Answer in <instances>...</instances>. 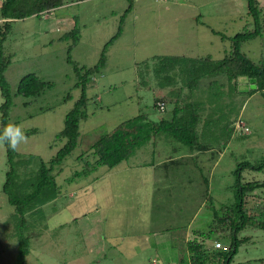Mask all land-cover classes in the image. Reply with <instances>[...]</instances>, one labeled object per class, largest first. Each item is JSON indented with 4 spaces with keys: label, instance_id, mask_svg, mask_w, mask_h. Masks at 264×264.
Wrapping results in <instances>:
<instances>
[{
    "label": "rangeland",
    "instance_id": "obj_1",
    "mask_svg": "<svg viewBox=\"0 0 264 264\" xmlns=\"http://www.w3.org/2000/svg\"><path fill=\"white\" fill-rule=\"evenodd\" d=\"M74 1L54 13L10 23L2 42L12 96L9 122L24 132L36 131L16 152L44 162L64 144L55 136L80 96L67 57L90 70L106 52L103 68L86 91L88 118L80 122L78 146L55 178L56 193H48L23 222L2 193L8 165L0 146V264L15 263L21 235L30 245L26 264H190L187 240L195 231L207 234L226 213L223 209L234 207V171L241 163L257 165L264 159V91H255L249 79L229 84L222 74L205 77L194 84L190 98L202 102L203 118L215 119L222 110L230 121L240 119L248 134L235 131L228 145L189 150L166 129L114 169L100 167L71 178L84 168L78 157L92 161L90 146L121 123L143 115L152 122L168 119L169 114L155 112V98L168 97L171 89L175 95L177 88L189 95L186 86L193 84L181 76L172 84L164 81L160 58L184 57L194 65L222 60L232 52L231 38L253 29L249 0ZM252 6L263 24L264 0H253ZM74 26L75 45L64 37ZM240 52L256 62L264 59V26ZM28 75L44 83L42 95L14 97ZM211 87L220 90L216 108L206 104ZM234 87L246 92L236 94ZM3 102L0 91V107ZM168 159L179 165L170 166ZM241 178L243 183L263 182L264 170L245 169ZM244 201L251 219L237 234L240 242L231 264H264V189ZM223 235L211 234L208 250ZM221 241L229 244L225 237Z\"/></svg>",
    "mask_w": 264,
    "mask_h": 264
},
{
    "label": "trees",
    "instance_id": "obj_2",
    "mask_svg": "<svg viewBox=\"0 0 264 264\" xmlns=\"http://www.w3.org/2000/svg\"><path fill=\"white\" fill-rule=\"evenodd\" d=\"M0 25L4 29V33L0 39V91L3 98V104L0 107L1 121L0 130L9 123V112L12 107V96L5 79V71L8 66L2 57V42L6 33L10 29V23L14 21L24 20L29 17L39 18L40 16L49 13L52 10L72 4L74 0H0ZM252 1L249 0L250 15L253 17V29L251 32H241L231 38L232 52L224 57L222 60L212 62L205 60L197 65L190 64L191 61L184 57H161L160 68L165 73L164 81L172 84L175 78L181 76L183 81L188 79L186 86L190 90L189 95H185L181 88H177L175 95L173 90L169 91L168 97L155 98L154 109L155 112L167 113L170 116L168 119L162 117L158 122H152L148 115H143L137 118L130 119L118 125L111 132L100 136L92 146L89 148V155L92 161H84V156L81 154L78 158L84 165L80 172L73 174L74 178L82 175H87L97 172L98 168L104 167L107 170L114 169L122 162L127 161L134 151L149 142L151 137L160 136L167 129L175 136V142L183 147L191 150L195 147L203 149L205 147L228 145L233 139V135L238 132L246 135L240 130H235V124L238 120L230 121L229 116L225 117L223 111L219 110V117L211 119L210 117L203 118L201 110H203L202 102L190 100L192 91L197 88L198 83L202 78L213 77L214 75L222 74L226 80L231 84L237 79H249L251 84L256 87L255 91H264V59L259 61L250 60L246 55L240 52L241 45L260 35L261 27L264 26L260 21V14L252 6ZM77 28L69 31L64 37L72 38L73 45H75ZM0 35V36H1ZM116 39V36L114 37ZM71 46L68 52L71 51ZM105 50V49H104ZM105 52L101 53L99 62L90 70H85L73 64L70 57H67L68 63L72 64L77 83L75 88H80V96L74 102L73 107L65 115L63 129L55 136V140L62 141L64 144L59 148L55 155L48 161L44 162L41 159H36L33 156L23 158L16 151L6 149L5 157L8 165V170L5 174V181L2 186V193L7 197L8 203L14 208L15 216L24 221V215L33 210V207L40 205L48 193H56L55 178L59 175L60 166L64 160L77 148L79 140V125L80 122L87 120V88L92 83L91 77L95 72H99L104 66ZM96 70V71H95ZM170 71V73H169ZM176 71V72H175ZM167 72V73H166ZM171 75V77L168 76ZM168 80V81H167ZM213 80L209 83L214 86ZM211 84V85H210ZM43 85L41 81L32 75L24 77L18 84L14 97L22 96L24 98L39 97L43 93ZM212 88L211 96L206 97L210 107H215L220 97V90L215 91ZM236 94L245 93L243 88L238 91L233 89ZM71 97L66 96L64 101ZM205 99V97H204ZM162 103L164 110L160 111L157 104ZM167 106H170L167 107ZM216 108V107H215ZM218 112V111H217ZM215 113V112H214ZM230 115V114H229ZM245 125V124H244ZM246 126V125H245ZM149 128L150 131L144 132ZM237 133H236V132ZM36 134V131H25L26 136ZM87 154V155H88ZM86 158V157H85ZM178 160L170 162V165L177 166ZM245 169L253 171L264 170V159L257 165L248 163H241L234 171L235 185V204L230 210L223 209V217L218 220V225L207 234L195 231L193 238L186 242V249L190 264H231L233 258L238 252L239 242L237 234L241 232L247 219H251L249 212L245 208V198L250 197L256 190L264 189L263 182H242L241 172ZM213 205V204H211ZM231 216H234L233 218ZM256 225H253V227ZM259 226V225H258ZM261 228V226H259ZM223 232L226 239L229 240L228 245H223L221 236L216 238L214 244L221 241L222 249H215L214 245L208 250L206 247V240L211 239V234ZM228 233V234H226ZM226 234V235H225ZM30 253L29 241L26 237L21 235L19 239L17 257L14 264H26V257Z\"/></svg>",
    "mask_w": 264,
    "mask_h": 264
},
{
    "label": "clouds",
    "instance_id": "obj_3",
    "mask_svg": "<svg viewBox=\"0 0 264 264\" xmlns=\"http://www.w3.org/2000/svg\"><path fill=\"white\" fill-rule=\"evenodd\" d=\"M27 136L22 127L16 123H7L0 130V146L17 151L21 144L25 143Z\"/></svg>",
    "mask_w": 264,
    "mask_h": 264
},
{
    "label": "built area",
    "instance_id": "obj_4",
    "mask_svg": "<svg viewBox=\"0 0 264 264\" xmlns=\"http://www.w3.org/2000/svg\"><path fill=\"white\" fill-rule=\"evenodd\" d=\"M157 106H158L160 111L164 110V105L162 103H158ZM235 129L240 130L244 133H248V128L244 125V123L242 121L236 122ZM214 248L215 249H222L223 246H222L221 242H218V243L214 244Z\"/></svg>",
    "mask_w": 264,
    "mask_h": 264
},
{
    "label": "crops",
    "instance_id": "obj_5",
    "mask_svg": "<svg viewBox=\"0 0 264 264\" xmlns=\"http://www.w3.org/2000/svg\"><path fill=\"white\" fill-rule=\"evenodd\" d=\"M54 12H56V10H52V11H50L49 13H47V14H51V13H54ZM1 21V20H0ZM177 159H174L173 161H176ZM168 161H169V163L170 162H172V160H170V159H168ZM178 165H179V163H178ZM170 166H172V165H170ZM193 236V235H192ZM188 241V240H187Z\"/></svg>",
    "mask_w": 264,
    "mask_h": 264
}]
</instances>
